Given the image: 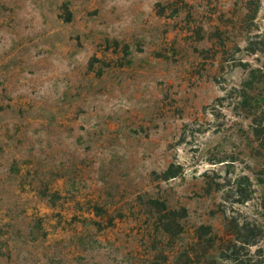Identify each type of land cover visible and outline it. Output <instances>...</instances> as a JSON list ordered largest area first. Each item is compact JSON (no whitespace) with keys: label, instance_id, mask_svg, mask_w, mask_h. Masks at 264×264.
<instances>
[{"label":"rangeland","instance_id":"rangeland-1","mask_svg":"<svg viewBox=\"0 0 264 264\" xmlns=\"http://www.w3.org/2000/svg\"><path fill=\"white\" fill-rule=\"evenodd\" d=\"M258 124L264 0H0V264H264Z\"/></svg>","mask_w":264,"mask_h":264},{"label":"trees","instance_id":"trees-1","mask_svg":"<svg viewBox=\"0 0 264 264\" xmlns=\"http://www.w3.org/2000/svg\"><path fill=\"white\" fill-rule=\"evenodd\" d=\"M255 70H251L250 73H249V77L247 79V81L245 82V88L243 89V92H242V101L250 108H253V109H257L259 106V96L258 97H254V101L251 102L250 100L252 99V96L251 94H249L247 88H251V85L252 83L254 82L255 80ZM251 104V105H250ZM254 133L256 135H259L260 133H263L264 134V124H258V125H255L254 126ZM179 168V166H175L173 163H170L167 168L162 172V176L164 177V179H168L170 177H174L177 175V173L179 172V170H177ZM152 202L156 203V204H159L161 205V209L158 211L159 213V217L161 218V221H162V228L165 230V231H169V227L168 225H170V221L173 219V221L175 222V224L177 226H179V223L177 221V218L182 216L184 214V209H169L165 206V204L162 202V201H159V200H152ZM228 224L230 225V234H231V238L229 239V242H226L225 243H229L226 248H224V251H226L227 247H230V248H234V251L233 254H237L239 253L238 250L240 249H243L244 247H248L252 244H254L255 242V238H253V236L244 233V230H247L246 228H248L247 231H249V226L247 225H244V224H239L238 222H236L235 220H231L228 222ZM209 226L207 225H200L198 227V231L200 232L201 235H205L208 233L209 231ZM251 230V229H250ZM211 236H208V239H210ZM225 255V254H224ZM225 257H230V256H225Z\"/></svg>","mask_w":264,"mask_h":264}]
</instances>
